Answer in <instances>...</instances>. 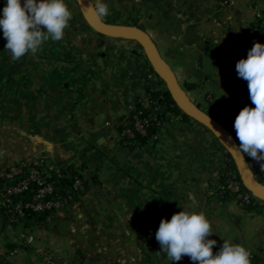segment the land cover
<instances>
[{"label":"crops","instance_id":"1","mask_svg":"<svg viewBox=\"0 0 264 264\" xmlns=\"http://www.w3.org/2000/svg\"><path fill=\"white\" fill-rule=\"evenodd\" d=\"M103 2L109 14L101 19L142 29L201 109L211 99L235 120L254 107L235 64L260 42L254 25L264 23V0ZM65 3L72 15L63 38L35 54L12 60L0 33V173L33 160L53 172L80 166L87 190L35 227L0 215V260L198 264L187 256L171 262L155 239L160 220L183 210L209 220L214 253L228 240L264 264V208L246 211L218 194L227 153L206 127L169 114L156 143L134 150L121 143L120 121L148 90L166 86L136 41L97 33L77 0ZM247 159L264 185V161ZM22 234L34 242L20 243Z\"/></svg>","mask_w":264,"mask_h":264},{"label":"clouds","instance_id":"2","mask_svg":"<svg viewBox=\"0 0 264 264\" xmlns=\"http://www.w3.org/2000/svg\"><path fill=\"white\" fill-rule=\"evenodd\" d=\"M96 14L104 17L109 8L103 0L95 5ZM65 0H3L0 7V33L4 48L12 60L35 54L46 41H59L71 18ZM239 78L247 81L252 106H244L235 117L233 127L239 143L237 150L256 161H264V43L253 42L247 57L235 64ZM213 232L202 212L179 211L170 219L162 218L155 239L171 262L184 256L198 264H250V252L241 244L207 239Z\"/></svg>","mask_w":264,"mask_h":264},{"label":"built area","instance_id":"3","mask_svg":"<svg viewBox=\"0 0 264 264\" xmlns=\"http://www.w3.org/2000/svg\"><path fill=\"white\" fill-rule=\"evenodd\" d=\"M258 40L264 43V35H259ZM148 102L149 97H146L143 104L146 106ZM209 102L212 106L215 105L211 99ZM226 123L228 129L236 135L234 122L226 119ZM121 124L127 126V121H122ZM134 127L140 134H146L145 122L140 118H136ZM123 137L130 140L134 138V134L131 129L126 128L121 134V139ZM154 139L158 140V136ZM228 162L227 158V169L222 181L218 184V194L223 196L228 193L243 209L253 204H259L264 208V201L258 200L245 189L237 171L230 169ZM73 170L75 174L72 186L62 192L58 190L55 178V175L60 174L61 171L53 172L48 169L43 160L29 161L3 170L0 173V209H3L9 216V223L11 225L22 223L21 218L26 210L36 213L66 210L76 198L86 192V183L80 166H75ZM62 177L65 178L66 175ZM17 197L19 199H16ZM19 242L31 244L34 242V236L22 234ZM249 259L250 264H257L253 254H250ZM0 264H4V260H0Z\"/></svg>","mask_w":264,"mask_h":264},{"label":"water","instance_id":"4","mask_svg":"<svg viewBox=\"0 0 264 264\" xmlns=\"http://www.w3.org/2000/svg\"><path fill=\"white\" fill-rule=\"evenodd\" d=\"M77 2L85 21L94 31L110 38L133 40L142 47L150 66L166 86V92L177 108L184 115L203 125L213 134L218 143L231 157L245 189L258 200L264 201V185L256 179L246 155L237 150L236 144H238V140L236 137L225 125L189 99L185 90L178 83L172 69L159 54L151 38L138 27L116 25L103 21L96 14L91 0H77ZM0 215H2L1 211Z\"/></svg>","mask_w":264,"mask_h":264},{"label":"trees","instance_id":"5","mask_svg":"<svg viewBox=\"0 0 264 264\" xmlns=\"http://www.w3.org/2000/svg\"><path fill=\"white\" fill-rule=\"evenodd\" d=\"M254 30L256 31V36L258 38L259 35H264V23L261 20H258L254 25ZM147 97H149V102L145 106L143 102H139L136 104L133 109L130 111L129 115L124 117L118 126V130L120 134L126 129H131L134 134L133 139H128L123 137L121 139V143L126 147L134 150L139 147H144L149 143H156L158 140H155L154 137L158 136L163 125L168 121L167 116L169 114L177 115L182 117L185 120H189L190 118L184 115L175 105V103L170 98L169 94L163 90H148ZM206 111L216 120L220 121L223 125L228 128L226 123V119H230L234 122V119L224 110L220 109L217 105L212 106V104L208 101ZM136 118H140L145 122V130L146 134H140L134 127ZM122 121H127V126L121 124ZM236 137V135H234ZM237 139V138H236ZM238 140V139H237ZM239 143V141H238ZM222 147V146H221ZM223 148V147H222ZM227 158L229 160L228 166L230 169L236 170L231 157L227 154ZM75 171L73 168H69L68 170H62L60 174L55 175L57 179V188L60 192L68 189L72 186L73 176ZM66 175L65 178L62 176ZM86 183V182H85ZM87 190V185H86ZM224 199H232L228 193L223 195ZM16 199H19L18 197ZM233 200V199H232ZM246 211H262L263 207L259 204H253L245 207ZM2 214L5 216V220L9 223V216L5 213L3 209H0ZM54 212H43L36 213L31 210H26L24 212V216L21 218L23 225L26 228H31L38 226L45 222ZM10 224V223H9ZM16 246L12 244L10 246V250H14ZM4 264H8L4 261Z\"/></svg>","mask_w":264,"mask_h":264}]
</instances>
